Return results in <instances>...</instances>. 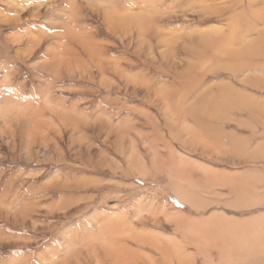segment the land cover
<instances>
[{
	"label": "rangeland",
	"instance_id": "1",
	"mask_svg": "<svg viewBox=\"0 0 264 264\" xmlns=\"http://www.w3.org/2000/svg\"><path fill=\"white\" fill-rule=\"evenodd\" d=\"M264 0H0V264H264Z\"/></svg>",
	"mask_w": 264,
	"mask_h": 264
},
{
	"label": "bare ground",
	"instance_id": "2",
	"mask_svg": "<svg viewBox=\"0 0 264 264\" xmlns=\"http://www.w3.org/2000/svg\"><path fill=\"white\" fill-rule=\"evenodd\" d=\"M264 17V16H263Z\"/></svg>",
	"mask_w": 264,
	"mask_h": 264
}]
</instances>
